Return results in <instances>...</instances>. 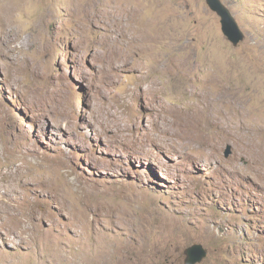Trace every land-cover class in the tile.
Returning <instances> with one entry per match:
<instances>
[{
	"label": "rangeland",
	"instance_id": "374dc122",
	"mask_svg": "<svg viewBox=\"0 0 264 264\" xmlns=\"http://www.w3.org/2000/svg\"><path fill=\"white\" fill-rule=\"evenodd\" d=\"M223 1L238 46L207 0H0V264H264V0Z\"/></svg>",
	"mask_w": 264,
	"mask_h": 264
},
{
	"label": "water",
	"instance_id": "95a60500",
	"mask_svg": "<svg viewBox=\"0 0 264 264\" xmlns=\"http://www.w3.org/2000/svg\"><path fill=\"white\" fill-rule=\"evenodd\" d=\"M210 8L218 14L221 19L222 31L234 46H238L246 38L245 31L241 28L231 8L223 0H207ZM231 153V146L228 150ZM186 264H198L208 255L203 245L195 244L185 250Z\"/></svg>",
	"mask_w": 264,
	"mask_h": 264
},
{
	"label": "bare ground",
	"instance_id": "6f19581e",
	"mask_svg": "<svg viewBox=\"0 0 264 264\" xmlns=\"http://www.w3.org/2000/svg\"><path fill=\"white\" fill-rule=\"evenodd\" d=\"M23 1V0H22ZM19 3V2H18ZM137 34H135L134 36H132V37H135ZM85 40V39H84ZM88 43V42H87ZM131 48V46H129V49ZM130 51V50H129ZM29 222V221H28Z\"/></svg>",
	"mask_w": 264,
	"mask_h": 264
}]
</instances>
